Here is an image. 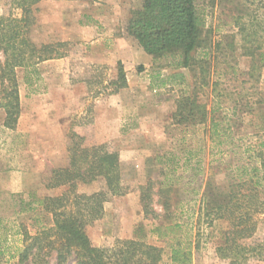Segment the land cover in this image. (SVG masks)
<instances>
[{
	"label": "rangeland",
	"instance_id": "1",
	"mask_svg": "<svg viewBox=\"0 0 264 264\" xmlns=\"http://www.w3.org/2000/svg\"><path fill=\"white\" fill-rule=\"evenodd\" d=\"M142 2L41 0L35 6L34 24L27 33L30 42L36 47L65 45L58 49L62 57L37 64L35 75L31 69H16L20 115L14 130L3 127L5 114L0 109V264H16L22 247L18 231L23 228L33 236L51 225L39 201L67 191L52 187V179L54 171L68 165L71 134L82 139L75 141L84 148L104 145L119 155L126 192L108 197L101 218L86 227L95 248L142 241L162 249L158 264H174L170 251L177 239L186 248L191 243L189 264H228L215 253L228 225L196 224L194 200L206 178L215 174L218 180L226 174L220 163L238 162L233 152L221 155L218 148L233 151L249 141L235 138L234 146H220L211 142L202 125L174 124L175 104L192 93L194 79L169 59L153 60L125 34L127 19ZM195 5L204 18L203 38L211 48L205 66L209 87L197 90L198 102L207 110L215 108L218 99L212 84L218 82L225 95L221 109L232 112L234 106L233 120L245 119L236 136L261 132L264 68L258 83L248 81L251 61L240 55L235 18L256 19L264 38V0H195ZM7 15L18 16L19 11L11 0H0V16ZM196 58L201 62V56ZM118 65L127 86L111 94ZM176 74L184 79L170 78ZM166 180L172 185L169 193L161 194ZM103 189L98 179L89 185L78 183L74 194L91 195ZM170 226H175L172 231L167 230ZM263 239L261 216L254 236L245 243ZM49 264H56L54 256ZM247 264H264V259H250Z\"/></svg>",
	"mask_w": 264,
	"mask_h": 264
},
{
	"label": "trees",
	"instance_id": "2",
	"mask_svg": "<svg viewBox=\"0 0 264 264\" xmlns=\"http://www.w3.org/2000/svg\"><path fill=\"white\" fill-rule=\"evenodd\" d=\"M40 1L11 0L19 15L0 16V109L5 114L3 127L8 130H14L20 115L16 69H31L30 73L35 75V66L61 58L58 49L65 45L36 47L28 39V30L34 24L33 12ZM243 19L239 16L235 18L242 42L240 55L250 58L247 76L248 81L255 84L259 82L260 70L264 68V38L260 35L262 28L256 19ZM124 32L153 60L169 59L175 68L187 69L192 74L193 91L177 100L172 115L174 124L202 125L211 142L220 146L224 143L235 145V138L236 141H249L236 146L233 151L231 148H218L221 155L233 152L238 156V162H222L219 165H223L226 174L218 180L215 174L206 178L202 192L197 193L199 196L194 200L196 213L192 214L196 215V224L201 223L208 228L217 221L228 225L215 249L219 259L228 264H247L250 259L263 260L264 239L258 243L245 242L254 236L258 218L264 216V128L250 136L237 137L244 118L233 120L234 106L232 112L221 109V99L224 100L225 95L219 91L218 82L212 84V91L217 93L215 98L218 99L215 108L207 110L205 104L198 102L197 90L209 87L208 67L205 66L211 48L207 38H203L204 18L195 0H143L142 6L127 19ZM229 47L232 52L234 48L232 45ZM197 55L201 56V62ZM170 78L184 79L181 74ZM110 86L111 94L127 86L119 65ZM70 137L68 165L54 171L52 179V187H66L67 191L59 197L39 201L50 216V226L41 228L33 236L23 228L18 231L22 247L16 253V264H49L52 256L56 264L71 261L74 264H158L162 249L142 241H120L110 249L95 248L91 244L86 227L101 218L103 204L108 197L121 196L126 192L121 184L119 155L108 151L104 145L84 148L75 141L77 138L81 141V138L74 134ZM98 179L104 183L103 190L91 195L74 194L78 183L89 185ZM171 185L172 181L166 180V184L160 187V193H169ZM174 227L170 226L167 230L172 231ZM174 243L170 251L171 261L174 264H189L191 243L187 244V248L177 239Z\"/></svg>",
	"mask_w": 264,
	"mask_h": 264
}]
</instances>
